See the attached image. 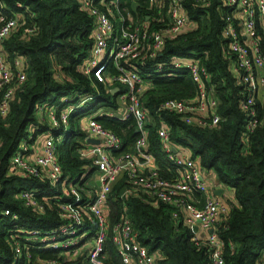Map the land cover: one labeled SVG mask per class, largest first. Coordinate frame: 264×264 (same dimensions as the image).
<instances>
[{
    "label": "trees",
    "instance_id": "trees-1",
    "mask_svg": "<svg viewBox=\"0 0 264 264\" xmlns=\"http://www.w3.org/2000/svg\"><path fill=\"white\" fill-rule=\"evenodd\" d=\"M5 1L13 12L24 13V9H28L31 16L30 12L25 13V25L32 21L36 31L23 35V28H19L4 41L9 58L15 54L23 60L27 80L15 92L8 114L0 115V264L13 259L15 242L28 249V264H37L62 259L63 251L62 248L43 247L39 244L40 236L29 232L58 230L64 221L58 217L56 202L65 200L62 198L63 187L71 182L79 189L95 171L92 160L80 154L81 141L85 137L81 119L102 108L117 109L116 98L127 88L116 82L119 90L112 93L94 73H82L81 63L92 45L93 24L79 0ZM130 1L119 0V5L132 13ZM16 2L23 7H17ZM185 6L189 19L196 26L167 40L156 61L173 58L199 61L210 76L220 121L213 128H202L184 123L175 113L157 110V106L168 99L194 98L196 87L186 69L164 68L162 72H153L151 68L150 84L142 96L150 116L146 126L147 151L161 178L169 179L175 175L176 168L160 150L157 128L159 121L164 120L170 128L173 144L197 159L204 173L214 176L219 184L228 188L234 199L230 211L216 228L222 264H260L259 259L264 254V119L248 133L246 141L242 140L245 114L239 103L245 86L239 84L230 70L232 57L227 52V41L221 37V29L230 18L229 8L222 6L220 0H211L208 7L186 0ZM136 11L145 16L144 9L136 8ZM158 27L152 24V28ZM256 28L259 48L264 54V34L258 26V17ZM105 74L116 75L117 71L108 64ZM91 96L68 114L66 124L60 122L58 127L42 122L44 118L37 112L41 105L57 106L56 118L60 120L62 108ZM63 98L69 101L63 103ZM254 107L260 115L264 113V104L255 102ZM96 119L121 140V147L112 152L114 156L134 152L138 133L131 117L121 120L97 116ZM44 133L54 140L62 179H66L64 185L25 178L11 164L10 158L23 140L30 145ZM126 177L123 175L118 179L109 194V224L112 226L124 213L128 215L138 230V243L150 253L159 255L157 264H209L212 252L208 245L204 241H194L192 230L173 220L171 205L141 191L121 196L123 189L129 187ZM32 189L37 190L36 201L44 205L40 212L33 206H26L18 196L21 191ZM5 210L9 214H5ZM89 224L83 230L93 233ZM106 253L105 264H121L110 240L106 244Z\"/></svg>",
    "mask_w": 264,
    "mask_h": 264
},
{
    "label": "built area",
    "instance_id": "built-area-1",
    "mask_svg": "<svg viewBox=\"0 0 264 264\" xmlns=\"http://www.w3.org/2000/svg\"><path fill=\"white\" fill-rule=\"evenodd\" d=\"M185 1L131 0V13L125 7H120L119 0H79L81 8L92 18L93 24L92 45L80 69L85 75L94 73L112 93L119 90L116 82L124 85L126 91L119 93L116 98L118 108L122 106L124 110L116 116L118 108H102L81 119L80 125L85 137L81 141L80 154L92 160L96 176L92 185L84 184L86 189L81 185L78 189L71 182L63 187L62 198L65 200L56 202L58 217L64 221L58 230L49 233L29 232L40 236L39 244L43 247L62 248L63 251L62 259L44 260L37 264H105L106 244L109 240L121 264H157L159 255L150 253L138 243V230L133 227L128 215L124 213L112 226L109 224L107 200L113 184L123 175L127 176L129 187L123 189L121 196L141 191L159 202L171 205L173 220L188 226L193 232L194 241H204L208 245L212 252L209 264H222L221 243L216 228L233 204L209 192L208 176L199 166V161L173 144L170 128L164 120L159 121L157 135L161 152L176 168L175 175L169 179L161 178L152 155L147 151L146 126L150 116L143 105L142 96L150 84L151 68L153 72H162L164 68L186 69L196 87L194 98L168 99L157 106V110L175 113L184 123L202 128H213L220 121L216 110L218 101L213 95L210 76L199 61L175 58L156 61L167 40H173L196 26L188 17ZM194 1L203 7L211 3V0ZM220 2L230 10V18L221 29V37L227 41V52L232 57L230 70L239 84L245 86L239 106L245 114L242 140L246 141L248 133L264 119V113L260 115L254 107L255 102L264 104V54L259 48L260 39L256 28L258 17V26L264 34V0ZM15 5L23 7L20 2ZM136 8L144 9L145 16H140ZM24 10V13L13 12L5 0H0L1 116L8 114L15 92L27 80L23 60L15 54L9 58L4 49V41L12 31L23 28V35L35 33L36 26L32 21L30 25H25V13L30 11ZM153 23L159 27L152 28ZM108 64L115 67L116 75L105 74ZM91 98L84 97L78 104L62 108L60 120L56 118L57 106L47 108L41 105L37 112L48 117L51 127H58L60 122L67 123L68 114L73 109ZM67 101L68 98H63V103ZM97 116L117 117L121 120L131 117L134 120L138 136L132 154H112L121 147V140L104 128L96 119ZM87 138L97 139L99 143L86 142ZM10 161L25 178L47 180L52 185L59 182L64 185L66 180L62 179V169L50 135L45 137L38 150L23 140ZM36 194L35 189L23 190L18 196L26 206H33L40 212L44 205L36 201ZM4 213L9 214V211L5 210ZM87 213L90 214L88 220ZM88 222V227H93V233L83 230ZM195 226L196 230L193 229ZM15 244L14 257L6 264H28V249ZM259 263L264 264V254Z\"/></svg>",
    "mask_w": 264,
    "mask_h": 264
},
{
    "label": "crops",
    "instance_id": "crops-1",
    "mask_svg": "<svg viewBox=\"0 0 264 264\" xmlns=\"http://www.w3.org/2000/svg\"><path fill=\"white\" fill-rule=\"evenodd\" d=\"M124 108L121 106L117 109V111L115 112L117 115L116 116H119L120 114H122ZM47 117V116H46ZM48 119V117H47ZM84 119V118H83ZM49 120V119H48ZM81 122V121H80ZM49 125H50V122L48 121L47 122ZM81 126V125H80ZM43 140H41L40 138H38L35 142L31 143V148L33 149H39L40 145L42 144ZM89 147V146H87ZM90 150V149H89ZM96 176V174H93V176H91V178H89L87 180V185H92L93 183V178ZM207 185H208V190L209 192L213 193L215 189H221V192H220V196L224 197L228 202L229 204H233V197L232 195L230 194V191L228 188L224 187L222 184H219L215 177L212 176V175H208V179H207ZM214 194V193H213Z\"/></svg>",
    "mask_w": 264,
    "mask_h": 264
},
{
    "label": "water",
    "instance_id": "water-1",
    "mask_svg": "<svg viewBox=\"0 0 264 264\" xmlns=\"http://www.w3.org/2000/svg\"><path fill=\"white\" fill-rule=\"evenodd\" d=\"M86 142L99 143V140L93 139V138H87ZM97 185H99V182H97ZM220 192H221V189H215L213 193H214V195L218 196L220 194ZM196 228H197V226H195L193 229L196 230ZM209 232L212 233V230H209Z\"/></svg>",
    "mask_w": 264,
    "mask_h": 264
},
{
    "label": "rangeland",
    "instance_id": "rangeland-1",
    "mask_svg": "<svg viewBox=\"0 0 264 264\" xmlns=\"http://www.w3.org/2000/svg\"><path fill=\"white\" fill-rule=\"evenodd\" d=\"M41 116H42V117H41L42 119L44 118V120H43L42 122H46V123H47V122L49 121V120L47 119V117L44 116L43 114H41ZM47 134H48V133H44V134H42L41 137H40V139H41V140H44Z\"/></svg>",
    "mask_w": 264,
    "mask_h": 264
}]
</instances>
